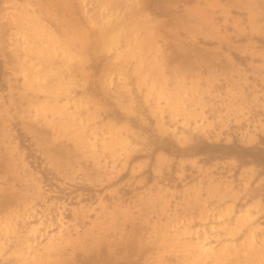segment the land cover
Wrapping results in <instances>:
<instances>
[{
  "label": "rangeland",
  "instance_id": "rangeland-1",
  "mask_svg": "<svg viewBox=\"0 0 264 264\" xmlns=\"http://www.w3.org/2000/svg\"><path fill=\"white\" fill-rule=\"evenodd\" d=\"M261 137L264 0H0V264H264V172L157 149Z\"/></svg>",
  "mask_w": 264,
  "mask_h": 264
},
{
  "label": "trees",
  "instance_id": "trees-1",
  "mask_svg": "<svg viewBox=\"0 0 264 264\" xmlns=\"http://www.w3.org/2000/svg\"><path fill=\"white\" fill-rule=\"evenodd\" d=\"M262 142L253 146H242L238 143L232 144H211L200 139L188 148H181L172 141L163 138L164 145L158 146V150H162L167 154L175 157H191L203 156L206 160L235 158L240 165L254 164L260 173L264 172V138ZM20 144L27 148L28 142L21 139Z\"/></svg>",
  "mask_w": 264,
  "mask_h": 264
}]
</instances>
